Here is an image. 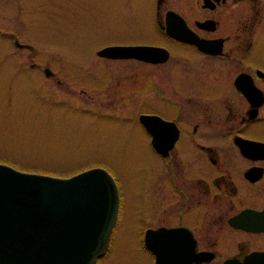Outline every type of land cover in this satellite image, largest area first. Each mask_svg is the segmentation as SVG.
<instances>
[{"label": "flooded vegetation", "instance_id": "flooded-vegetation-1", "mask_svg": "<svg viewBox=\"0 0 264 264\" xmlns=\"http://www.w3.org/2000/svg\"><path fill=\"white\" fill-rule=\"evenodd\" d=\"M147 7L135 15L151 34L116 43L148 46L146 57L101 58L129 61L128 134L149 153L147 176L131 190L114 178L116 224L128 207L143 264H155L151 248L167 264H179L184 248L189 264H264V0Z\"/></svg>", "mask_w": 264, "mask_h": 264}, {"label": "rangeland", "instance_id": "rangeland-1", "mask_svg": "<svg viewBox=\"0 0 264 264\" xmlns=\"http://www.w3.org/2000/svg\"><path fill=\"white\" fill-rule=\"evenodd\" d=\"M148 1L0 0V163L54 177L98 166L125 191L146 178L143 138L128 134L135 131L128 119L135 107L126 101L132 67L95 51L146 39L152 27L135 9L146 15ZM129 212L95 264L144 263L133 250Z\"/></svg>", "mask_w": 264, "mask_h": 264}, {"label": "water", "instance_id": "water-1", "mask_svg": "<svg viewBox=\"0 0 264 264\" xmlns=\"http://www.w3.org/2000/svg\"><path fill=\"white\" fill-rule=\"evenodd\" d=\"M148 50L107 46L96 55L143 58ZM43 71L50 75L47 68ZM139 119L146 125L148 116ZM117 204L114 180L101 167L54 177L0 163V264H93L107 247ZM151 251L155 264L170 262L163 250ZM190 253L184 248L177 262L189 264Z\"/></svg>", "mask_w": 264, "mask_h": 264}, {"label": "bare ground", "instance_id": "bare-ground-1", "mask_svg": "<svg viewBox=\"0 0 264 264\" xmlns=\"http://www.w3.org/2000/svg\"><path fill=\"white\" fill-rule=\"evenodd\" d=\"M96 262V261H95ZM95 262L93 264H95Z\"/></svg>", "mask_w": 264, "mask_h": 264}]
</instances>
